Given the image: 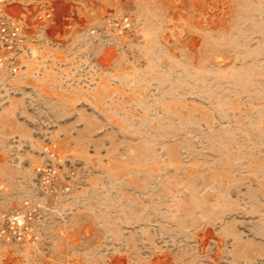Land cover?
<instances>
[{
    "label": "rangeland",
    "instance_id": "rangeland-1",
    "mask_svg": "<svg viewBox=\"0 0 264 264\" xmlns=\"http://www.w3.org/2000/svg\"><path fill=\"white\" fill-rule=\"evenodd\" d=\"M84 20L0 55V264H264V0Z\"/></svg>",
    "mask_w": 264,
    "mask_h": 264
},
{
    "label": "crops",
    "instance_id": "crops-1",
    "mask_svg": "<svg viewBox=\"0 0 264 264\" xmlns=\"http://www.w3.org/2000/svg\"><path fill=\"white\" fill-rule=\"evenodd\" d=\"M7 14L18 18L33 39L48 45L68 41L90 9L116 0H5ZM85 21V20H84Z\"/></svg>",
    "mask_w": 264,
    "mask_h": 264
},
{
    "label": "built area",
    "instance_id": "built-area-1",
    "mask_svg": "<svg viewBox=\"0 0 264 264\" xmlns=\"http://www.w3.org/2000/svg\"><path fill=\"white\" fill-rule=\"evenodd\" d=\"M5 2L0 0V55L4 53L18 55L25 45L23 23L18 18L7 14ZM117 24L119 25V22ZM122 24L129 28L131 26L129 17L123 18Z\"/></svg>",
    "mask_w": 264,
    "mask_h": 264
}]
</instances>
